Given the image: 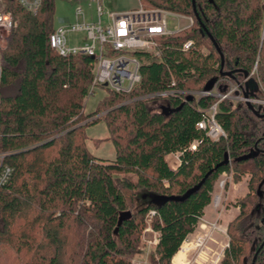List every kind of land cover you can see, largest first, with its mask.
I'll return each instance as SVG.
<instances>
[{"label": "trees", "instance_id": "obj_1", "mask_svg": "<svg viewBox=\"0 0 264 264\" xmlns=\"http://www.w3.org/2000/svg\"><path fill=\"white\" fill-rule=\"evenodd\" d=\"M194 1L195 6L192 0H140L144 8L192 17L193 23L161 37L159 54L139 53L140 82L129 92L102 87L107 93L91 113L84 108L94 60L52 48L55 0H41L36 13L17 0H2L17 27L2 52L0 76V152L13 169L0 186V264H129L151 210L152 228L159 232L156 257L159 264H172L211 203L221 173L232 172L239 181L249 172L246 196L258 202L264 156L238 159L264 140V118L243 103L221 100L216 120L226 137L212 140L197 123L218 98L191 92L225 91L221 79L244 88L245 71L250 74L256 65L254 79L263 88L255 96H264V1ZM188 40L194 47L185 50ZM228 70L234 77L223 75ZM161 91L176 93L161 97ZM157 100L160 106L150 108ZM99 122L107 126L115 150L110 162L86 144L87 126ZM175 152L180 164L173 169L166 156ZM225 154L230 163L216 168ZM203 178L187 198L163 202L180 198ZM141 189L148 200L136 205ZM255 205L241 204L220 264H252ZM126 211L131 217L118 225ZM254 264H264V255Z\"/></svg>", "mask_w": 264, "mask_h": 264}, {"label": "built area", "instance_id": "obj_2", "mask_svg": "<svg viewBox=\"0 0 264 264\" xmlns=\"http://www.w3.org/2000/svg\"><path fill=\"white\" fill-rule=\"evenodd\" d=\"M17 1L22 8L33 13L37 12L41 4V0ZM87 1L89 6H95L98 20L93 22L92 15L87 14V11L79 4L75 10L76 21L55 28V31L50 34V44L53 49L64 56L83 54L93 58V78L90 84V92L102 87L116 92H129L141 80L142 60L139 53L154 52L159 54V39L174 33L167 30L165 15L168 11L160 8L148 9L142 6L126 11H106L103 6L104 0ZM3 7L2 0H0V50L2 44L8 41L9 34L17 27V21L13 15L4 11ZM188 20L190 26L193 23V18L188 17ZM69 31H85L84 39L86 42L75 47L68 46L66 34ZM192 47H194L192 40H188L184 44L185 50ZM1 71L2 67H0V76ZM254 75L255 67L246 80L250 77L254 78ZM223 82L227 83L225 91L213 89L191 92L195 95H214L218 97V101L204 111V118L197 123V128L203 130L212 140L226 137L224 129L216 120L218 102L229 98L232 90H235L234 88L230 89L229 83L231 82L229 79L219 81L220 84ZM236 89L237 98L242 100L240 95H242L241 93L244 92L245 88L237 84ZM174 93L176 91H161L158 95L166 97ZM252 100L263 105L257 96H252ZM197 144V141H193L190 145L191 149H195ZM5 156V152H0V186L9 181L13 171L10 166L4 163ZM149 213L151 216L155 215L154 210Z\"/></svg>", "mask_w": 264, "mask_h": 264}, {"label": "rangeland", "instance_id": "obj_3", "mask_svg": "<svg viewBox=\"0 0 264 264\" xmlns=\"http://www.w3.org/2000/svg\"><path fill=\"white\" fill-rule=\"evenodd\" d=\"M87 0H55V13H54V27L59 28L64 26L68 22H75V10L79 4L87 11V14L92 15L93 22L98 20L95 6H89ZM104 10L116 11L118 8L128 7L136 8L141 6L140 0H104ZM167 30L170 32H176L189 26L188 17L166 13ZM105 18V17H104ZM89 20V19H88ZM11 34V33H10ZM9 34V36H10ZM86 35L85 31H69L67 32L68 46H78L84 44ZM8 36V38H9ZM8 42H4L0 50V67L3 66V50L6 48ZM255 74H257V66L255 65ZM254 69V68H253ZM259 83V82H258ZM230 89L232 90L230 97L226 99L233 100L234 104L243 103L247 105L249 100L255 108L259 103H256L250 98H246L242 92V100L238 99L237 84L231 82ZM260 84V83H259ZM240 88V87H239ZM262 89V85L260 84ZM107 93L104 88H97L89 92L85 97V112H93L97 107L99 100ZM217 97V96H215ZM218 98V97H217ZM259 101L264 105V96L258 97ZM224 100V99H223ZM218 101V100H217ZM216 101V102H217ZM220 102V101H219ZM161 101L150 102L149 106L152 109H156L160 106ZM249 108V107H248ZM250 109V108H249ZM251 110V109H250ZM107 111L100 112L96 116L100 117ZM89 119L88 121H90ZM85 123V122H84ZM83 123V124H84ZM87 140L86 144L89 150L98 158L104 159L107 162L115 159V150L109 139V132L104 122H99L95 125H89L86 128ZM179 153V152H175ZM180 154V153H179ZM227 173V174H225ZM251 174L248 172L241 180L235 181L234 175L231 172H223L219 175L218 179L214 183V190L212 192L211 203L206 206L204 214L195 226V230L188 235L181 247L186 255L183 264H220L224 256L225 249L230 243V233L228 227L230 224H237L239 221L241 212V204L255 205L257 200L253 196H246L249 191V182ZM167 184V182H165ZM146 193L145 190H138L135 204L147 202L143 198ZM246 196V197H245ZM246 199V200H245ZM147 214L145 219V227L142 228L140 238L136 244L135 250L127 256L129 264H159L157 255L155 253L156 242H158L159 232L152 228L153 215ZM188 244V245H187ZM186 245V246H185ZM185 246V247H184ZM15 264H21V261L16 260ZM173 264V261H172Z\"/></svg>", "mask_w": 264, "mask_h": 264}, {"label": "water", "instance_id": "obj_4", "mask_svg": "<svg viewBox=\"0 0 264 264\" xmlns=\"http://www.w3.org/2000/svg\"><path fill=\"white\" fill-rule=\"evenodd\" d=\"M192 1H193V3H194V6H195V1H194V0H192ZM195 11H196V9H195ZM195 15L197 16L198 20H200L199 17H198V15H197V14H195ZM211 38H212V37H211ZM215 45L217 46V49H218V51L220 52V55H221V63H222V66H223L224 63H225L224 55H223V53L221 52L220 48L218 47V45H217L216 43H215ZM233 72H234L233 70H228V71H225V72L223 73V75H224V76H229V77L232 78V77H234V76H233ZM244 76L247 78V77L249 76L248 72L245 71ZM238 84H239L240 86H242V84H240V83H238ZM243 84H244V88H245V90H244L243 93H244V96H245L247 99L250 98L251 96H255V95H256V92L260 89V84H259L258 81H256L253 77L248 78V79L246 80V82L243 83ZM247 105H248V107L254 112V114H255L256 116H258V117L261 118V119L264 118V113H262V111H261V108H262L261 106H258V108H255V106H254L252 103H250L249 100L247 101ZM160 109H161V111H162L165 115L170 113V111L168 110V107H167V106H161ZM177 109H179V108H176V109H174V110H177ZM172 111H173V110H172ZM257 153H258L257 151H255V152H250L249 154H246L245 156H243L242 158H240V159H238V160L254 158V157H256V156L258 155ZM225 155H226V156H225V159H224L220 164H218V165L216 166V168H218V167L221 166V165H226V164L230 163V156L227 155V154H225ZM216 168H215V169H216ZM212 171H213V170L209 171V172L206 174L205 178H206L210 173H212ZM205 178H203V180H202L199 184H197V185L194 186L192 189H190L185 195L180 196V198H179V197H174V196H172V197H166V198L163 199V202H165L167 199L183 200L184 198H187L190 194H192L193 192H195L196 190H198V189L201 187V185H202V183L204 182ZM130 217H131V212H130V211L123 212V213L120 215L118 225H121L122 222H123L124 220H126V219H128V218H130Z\"/></svg>", "mask_w": 264, "mask_h": 264}, {"label": "flooded vegetation", "instance_id": "obj_5", "mask_svg": "<svg viewBox=\"0 0 264 264\" xmlns=\"http://www.w3.org/2000/svg\"><path fill=\"white\" fill-rule=\"evenodd\" d=\"M258 106H261V111L264 113V105L259 104ZM257 106V107H258ZM257 151L258 155H263L264 156V140L262 142H257L253 149H251L248 153L250 152H255ZM250 191V190H249ZM248 191V192H249ZM257 196H258V202H256L255 209L253 211L254 214L257 215V221L258 224L256 225V230L258 231L257 236L253 238V244H252V251H254V257L252 264H254L257 255L262 254L264 255V178L260 182L258 191H257Z\"/></svg>", "mask_w": 264, "mask_h": 264}, {"label": "crops", "instance_id": "obj_6", "mask_svg": "<svg viewBox=\"0 0 264 264\" xmlns=\"http://www.w3.org/2000/svg\"><path fill=\"white\" fill-rule=\"evenodd\" d=\"M131 9H135V8L134 7H132V8L122 7V8H118L116 11H126V10H131ZM179 156H180L179 153H171V154H168L166 156V160H167L168 164L173 169H176L177 167H179V164H180V157Z\"/></svg>", "mask_w": 264, "mask_h": 264}, {"label": "bare ground", "instance_id": "obj_7", "mask_svg": "<svg viewBox=\"0 0 264 264\" xmlns=\"http://www.w3.org/2000/svg\"><path fill=\"white\" fill-rule=\"evenodd\" d=\"M188 245V244H187ZM186 246V245H185ZM184 246V247H185ZM184 255H186L185 253H184V251H183V247H181L180 249H179V251L174 255V257H173V259H172V261H173V264H183L184 262V258H185V256Z\"/></svg>", "mask_w": 264, "mask_h": 264}]
</instances>
